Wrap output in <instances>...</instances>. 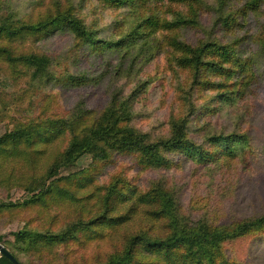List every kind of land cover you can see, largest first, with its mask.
<instances>
[{
  "label": "rangeland",
  "instance_id": "1",
  "mask_svg": "<svg viewBox=\"0 0 264 264\" xmlns=\"http://www.w3.org/2000/svg\"><path fill=\"white\" fill-rule=\"evenodd\" d=\"M72 1L78 15L100 41L125 36L137 18L156 14L170 20L171 10H181L167 0H141L132 8L121 9L107 7L97 0ZM249 1L204 0L207 8L199 17V27L182 29L176 34L192 46L208 41L234 46L242 58L248 59L252 74L248 82L243 80L242 96L234 98L229 93L234 100H222L219 96L225 92L224 85L230 84L228 91L235 87L236 82L231 80L220 89L192 90L190 73L174 65L172 51L163 42L166 32L153 34V44L145 45V40H141L130 49L99 54L92 53L87 46L74 48L73 36L67 31L40 42L26 39L21 43L24 52L49 56L54 75L86 74L93 79L80 88H69L55 80L33 79L22 66L14 71L0 59V137L21 125L71 117L80 108L94 111L97 116L115 92L128 95L140 82H146L145 92L134 104L131 124L151 141L167 137L171 122L183 118L188 121L187 138L205 149H210L205 142L208 137L236 134L243 139L233 146L238 147L237 156L217 155L214 161L201 164L184 155H172L169 168L143 169L134 157L115 156L100 165L91 186L70 189L79 199L76 202L60 199L58 190L49 191L51 185H57L56 179L87 169L90 156L46 179L54 157L65 148L69 135L49 146H18L17 150L6 146L0 151V205H5L0 209V245L15 253L21 264H104L122 250L130 236L140 232L163 236L164 230H157V223L145 216V208L137 207L128 223L103 229L102 236L92 241L79 235L76 241L36 251H22L15 242L14 234L22 230L55 234L70 224L87 222L93 215L101 214L103 188L118 179L135 184L140 191H146L154 182H163L176 193L182 212L192 221L202 219L213 226L229 225L263 214L264 58L256 39L264 26V0L256 12L244 14ZM37 3L38 0H0V16L12 14L25 21L33 19L40 9ZM159 42L163 43L156 48ZM39 193H44V201L24 205ZM131 204L132 201L120 204L116 214H124ZM223 253L239 264H264V237L225 243Z\"/></svg>",
  "mask_w": 264,
  "mask_h": 264
},
{
  "label": "trees",
  "instance_id": "2",
  "mask_svg": "<svg viewBox=\"0 0 264 264\" xmlns=\"http://www.w3.org/2000/svg\"><path fill=\"white\" fill-rule=\"evenodd\" d=\"M43 1L38 0L40 9L33 19L25 21L12 14L0 16V59L14 71L22 66L31 72L33 79L44 82L55 80L69 88H80L93 79L86 74L56 76L51 73L52 61L49 56L24 52L21 50V43L26 39L40 42L56 33L67 31L73 36L74 48L87 46L92 53L99 54L105 50H127L141 40H145V45L150 44L153 34L166 32L168 35L163 42L172 51L174 65L190 73L192 90L220 89L225 81L231 80L236 82L235 87L228 91L230 84L224 85L225 92L219 95L222 100L230 98L229 93L234 98L244 94V81H249L252 65L248 59L240 56L234 46L221 45L215 41L200 42L192 46L182 42L176 35L182 29L199 27V17L207 8L204 0H167L170 5L181 7V10L170 11V20L156 14L141 20L137 18L133 21L134 27L125 36L114 41L98 40L96 32L87 27L78 15L72 0H48L45 4ZM97 1L107 7L121 9L132 8L141 0ZM150 1L161 3L164 0ZM261 2L262 0H250L245 4L243 13L256 12ZM224 26L229 27V23L224 22ZM256 41L264 58V26ZM163 42L156 43V48H160ZM146 87V82H140L128 95L115 92L97 116L94 111L80 108L68 118L45 119L21 125L0 137V151L6 146H10L12 150H17L18 146L27 149L37 145L49 146L69 135L65 148L54 157L46 176L49 180L56 177L60 170L75 165L82 157H91V164L87 169L56 179L54 183L58 187L51 185L49 192L58 190L59 198L69 202L79 200L70 189L74 187L80 190L91 186L100 165L107 164L115 156L134 157L138 166L143 169L169 168L173 163L172 155H184L196 164L214 161L217 155L237 156L238 147L233 146L243 142L239 135L220 134L208 137L205 142L210 149H205L187 138V118L172 121L168 136L156 141H151L147 134L133 128L131 123L135 116L134 104ZM41 153L39 151L38 154ZM103 190L105 194L100 202L101 214L93 215L87 222L70 224L55 234L22 230L14 234L15 242L22 251H36L76 241L79 235L92 241L102 236L103 229H114L128 223L137 207H144L145 216L157 223V230H164L165 234L162 236L140 232L130 236L122 250L112 254L104 264H239L225 257L224 244L245 237H264V213L229 225L213 226L202 219L192 221L182 212L176 193L160 181L154 182L146 191H140L135 184L118 179ZM40 201H44V193L33 195L24 205ZM130 201V208L124 214L117 215V206ZM4 207L5 205H0V209ZM10 254L21 264L15 253ZM0 264L12 263L0 255Z\"/></svg>",
  "mask_w": 264,
  "mask_h": 264
},
{
  "label": "water",
  "instance_id": "3",
  "mask_svg": "<svg viewBox=\"0 0 264 264\" xmlns=\"http://www.w3.org/2000/svg\"><path fill=\"white\" fill-rule=\"evenodd\" d=\"M0 254L7 258L12 264H19L14 257L0 245Z\"/></svg>",
  "mask_w": 264,
  "mask_h": 264
}]
</instances>
